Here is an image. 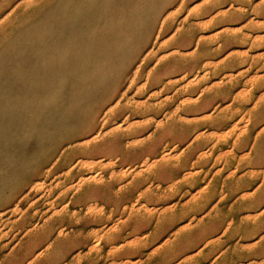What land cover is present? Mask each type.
<instances>
[{
    "label": "rangeland",
    "instance_id": "obj_1",
    "mask_svg": "<svg viewBox=\"0 0 264 264\" xmlns=\"http://www.w3.org/2000/svg\"><path fill=\"white\" fill-rule=\"evenodd\" d=\"M217 1L50 0L21 29L0 32V264H9L3 259L21 239L12 223L39 209H64L67 168L76 158L98 180L108 170L126 183L137 175L123 158L81 152L95 132L116 128L104 118L108 107L146 103L162 110L132 116L126 127L141 123L150 136L172 120L188 133L163 145L171 157L161 163L179 166L165 185L166 200L156 207L146 200L172 221L130 229L126 243L149 240V253L165 254L163 264H264V0ZM171 63L183 69L165 78L166 87L154 85L156 68ZM135 159L143 175L152 170L148 156ZM135 194L69 214L76 221L105 215L97 229L112 233L128 220L129 207L144 206L142 192ZM79 255L54 264H84ZM149 257L130 251L91 264H152Z\"/></svg>",
    "mask_w": 264,
    "mask_h": 264
},
{
    "label": "bare ground",
    "instance_id": "obj_2",
    "mask_svg": "<svg viewBox=\"0 0 264 264\" xmlns=\"http://www.w3.org/2000/svg\"><path fill=\"white\" fill-rule=\"evenodd\" d=\"M31 1H34L36 5L27 3L28 0H0V32H11L18 28L21 29L29 16L37 13V10L50 0ZM219 1L220 2H217L223 6L226 5L229 0ZM224 11L223 13L225 14L226 11ZM217 14H213L212 17L217 16ZM211 20L213 21L212 18L210 21ZM229 40L232 41L231 38ZM202 51L204 54H207L208 50ZM202 57L203 56H200L198 60H194L191 65L199 67L202 62ZM182 69L183 65L180 63H171L166 66L161 65L156 68L151 75V81L154 85H164L163 87H166L165 78L175 74L176 70L180 71ZM193 78H195V76ZM202 106L201 104H197L193 108L200 110ZM152 110H162V107H158V105L154 106L150 103L140 105L134 109L128 106L111 105L104 113V118L108 120V124L116 122V128L108 129L104 133L102 131L103 134H98V131L95 132L96 135L89 138L91 140L85 143L83 146L84 149H82L81 152L83 155L82 157L107 159L116 156V158L120 160L123 158L126 164H129L131 168L135 169L133 171L138 172L137 175L126 183V181H124L126 179L125 177H120L116 172L108 170L104 173L102 178L98 180L94 175L84 172L85 165L82 161L83 158H76L67 168L71 184L63 195L65 201L64 209L53 213L52 210L43 213L42 209H39L33 216L25 214L20 220L12 223V226H17L21 229L19 232V237L21 239L19 244L11 250V253L3 259V261L12 259L9 264H26L27 262L30 264H54L58 261L69 260L74 252L79 251V256H81L84 264H91L97 260H105L106 257L111 255H116L118 258L127 252L137 251L141 255L147 256L150 254L149 261H152V264H163L165 254L149 253V249L147 248L149 240L144 241L138 238V240L128 244L124 239V233L126 231L138 229V226L141 227V224L148 221H155L157 229H159V227L162 228L173 219V217L164 218L158 215L157 210L151 211L147 207H150V205L156 207V205H161V203L166 200L165 197L168 195V191H166L165 185L173 182L177 176L179 166L169 161L164 164L161 163L160 159H165L167 156L171 155L167 152L169 145H165V147H163V145L173 140L175 136H178V138L183 141L186 139V136H183L186 130L176 126V123L172 120L157 124L154 128L155 131L150 136H148L146 132L148 126H143L141 123H133L126 127V122L129 121L132 116L145 114ZM108 124H105V126ZM100 126H102V124ZM186 133L188 132L186 131ZM197 135L196 137L198 138L199 134ZM131 139L134 140L135 144L128 148L124 147V144ZM198 139L200 140L201 138ZM143 155L150 158V164L153 166L152 170H150L147 175H143V172L139 171L141 167H136L141 165V163H135V158ZM142 180H144V182H142ZM120 184H122V187L118 189ZM146 184H150L151 187L146 189L144 193L143 190ZM39 186L42 187L43 185H36V187ZM136 192H142V200L139 201V204L143 205L144 203V206L137 211L134 210L133 204L131 209L129 207L130 202H128L135 199L134 196ZM110 196H114L119 203H123L121 200L125 197H129L128 201H124V203H126V207H129L131 213L129 212L128 220L123 223L124 226L120 227L117 231L106 234L104 231L97 229L98 226L101 227L105 225L103 224L106 223L105 221L107 220L104 218L105 215L97 214L85 216L76 221L72 217V214H69L73 212V210L86 207L91 201H101L104 198L111 199ZM148 198L154 199L153 203H150V205H147L146 202ZM229 223L231 225L232 222ZM86 226H91L92 229L85 231ZM72 227H75L77 231L80 230L81 227L84 230L81 229L80 232L69 231ZM61 228H65V230H59ZM207 229L208 228H205L203 231ZM58 230L60 234H57ZM225 231H227V229ZM152 235L153 238L157 236L155 233H148L147 239L152 238ZM120 237H123L124 240L120 241ZM95 240L96 244L89 250L91 247L89 245ZM110 245L112 246L109 247ZM69 261L73 262L72 260Z\"/></svg>",
    "mask_w": 264,
    "mask_h": 264
}]
</instances>
